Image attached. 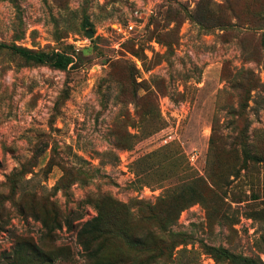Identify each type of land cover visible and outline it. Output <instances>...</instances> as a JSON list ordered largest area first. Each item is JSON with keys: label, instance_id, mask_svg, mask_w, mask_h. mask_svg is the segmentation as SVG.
Segmentation results:
<instances>
[{"label": "rangeland", "instance_id": "obj_1", "mask_svg": "<svg viewBox=\"0 0 264 264\" xmlns=\"http://www.w3.org/2000/svg\"><path fill=\"white\" fill-rule=\"evenodd\" d=\"M0 45L68 62L0 48V264H94L103 196L129 211L104 264H264V0H0ZM196 177L209 208L159 228L146 207Z\"/></svg>", "mask_w": 264, "mask_h": 264}, {"label": "trees", "instance_id": "obj_2", "mask_svg": "<svg viewBox=\"0 0 264 264\" xmlns=\"http://www.w3.org/2000/svg\"><path fill=\"white\" fill-rule=\"evenodd\" d=\"M0 48H6L28 65H48L52 68L63 70L68 63L67 58L60 54H48L44 51L29 50L15 45H0ZM207 190L209 189H207L201 178L196 177L189 182L183 183L174 191L162 195L158 202V204L162 205L161 210L156 211V206H148L146 208L155 219L159 228L163 229L169 225L171 217L174 214L182 211L191 204L199 203L205 206V208H209L206 200ZM251 199L256 198L252 197ZM95 201L96 203L93 208L96 214L81 225L76 233V240L81 248L84 261L93 262L94 264H104L103 260L101 262L99 261L101 252L97 243L103 236L106 237V235H108L109 239H112V235L127 239L129 233L124 229L123 217L126 219L129 211L125 204H120L106 196L98 198ZM163 212L165 217L162 214ZM258 213L259 211L253 212L249 217L258 219L259 221L263 220L262 218H257ZM53 221L55 222L49 223L47 221H41L43 228L48 233L58 229L61 225H64L69 230L73 229L69 216L67 215L62 218L61 223H57L56 220ZM204 248L207 254L211 255L215 261L234 260L236 264H254L250 258H237L221 247L213 248L204 246ZM37 253L40 257H44L42 252L40 253L38 251ZM46 258L48 261L49 259L51 260L50 255H47ZM54 259L56 258L54 257Z\"/></svg>", "mask_w": 264, "mask_h": 264}, {"label": "water", "instance_id": "obj_3", "mask_svg": "<svg viewBox=\"0 0 264 264\" xmlns=\"http://www.w3.org/2000/svg\"><path fill=\"white\" fill-rule=\"evenodd\" d=\"M91 33L90 32H86V34H85V36L87 37V38H90L91 37Z\"/></svg>", "mask_w": 264, "mask_h": 264}]
</instances>
